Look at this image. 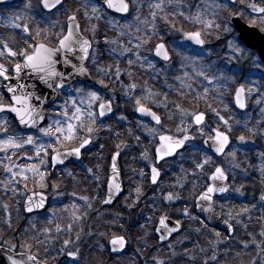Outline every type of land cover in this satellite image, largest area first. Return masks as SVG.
I'll return each mask as SVG.
<instances>
[{
    "label": "snow or ice",
    "instance_id": "obj_1",
    "mask_svg": "<svg viewBox=\"0 0 264 264\" xmlns=\"http://www.w3.org/2000/svg\"><path fill=\"white\" fill-rule=\"evenodd\" d=\"M6 3L7 0H0V4ZM182 3L183 0H102L101 4L97 0H83V7L87 18L97 20L103 18L119 32L121 37L127 38V43H123L119 39L105 36L107 51L113 58L126 59L129 67L137 65L156 75L165 72L166 68L176 69L179 65V71L171 72V76L179 81V86L168 84L169 89L176 88V93L183 95L181 89L191 91V82L200 79L205 85L204 92L197 93V96H206L209 92L215 91V98L224 103L223 97L228 83L234 82L236 77L230 74V69L225 68H216V71L210 74L215 62L205 64L204 56L194 54L185 47L196 46L204 50L206 55H211L205 47L203 31L199 28L192 30L177 28L168 20L167 10L175 6L172 13L174 16L184 17L193 25H203L205 29L213 27L218 29L220 24L215 23L214 19H207L205 11L199 7L194 13L189 9L188 15L185 16V12L181 10ZM145 6L149 9L150 19L142 18L141 10ZM205 6L213 17L217 15V10L231 9H235L231 11V16L246 18L245 14H247V17H250L247 25L242 28L231 22L226 23L224 31L230 34V38L226 41V47L231 54L229 62L233 58L239 60L250 57L254 68H264V27L257 29L256 26L257 21L264 25V0H228L227 3L205 0ZM38 8L39 18L32 14L31 0H27L22 10L23 15L14 14L6 20L0 19V26L11 28L13 36L23 42L12 47L4 37L0 36V58L7 61L0 63V168H3L5 173V178L0 180V186L5 192L10 190L16 194L19 191L15 187L20 183L17 177L24 181L29 179L37 181L38 178L41 189L49 187L45 181L52 166H63V170L71 176L73 173L68 163L71 160H82L101 130H107L109 133L113 131L112 125L107 122L109 119L115 116L118 122L128 120L123 112L118 111L116 90L109 89V84L114 82L124 89L125 102L133 106L134 112L154 121V124L136 121L141 130L147 133V137L151 138L153 144L151 155L147 150L142 154L150 164L149 175L153 185L158 184L161 175V168L158 166L160 162L167 164L171 158L179 156L183 161H191L192 168L181 167L185 177L178 176L173 187L178 185L183 189L188 174L196 177L197 180L200 176H205L204 187L197 197L196 206L203 213L208 214L207 220H214L218 215L215 211L214 199L217 193L224 195L235 191L243 194V186L232 188L226 169L216 164L214 159V157H232L235 160L237 156L238 149L232 147L233 117H226L219 110L213 109L217 119L215 124H211L207 121L204 112L189 111L180 104L172 102L173 107L180 114V123L175 132L165 131V124L158 110L161 107L167 109L170 102L167 94H163V99L159 100L157 97L162 94L154 92L147 86L137 94L140 86L132 79L134 75L132 71L121 69L120 59L116 60L115 65L102 66L97 59L99 49L95 45L99 42L95 39V26L91 29L92 39H89L83 35L75 14H69L67 21L60 25L58 16L69 11L65 6V0H40ZM105 9L120 14L119 18L109 16ZM157 20H163L169 25V30L179 33V40L176 42L166 40L168 30L162 34ZM32 21H35V30L29 26ZM41 24L46 27L41 28ZM57 25H60V31L53 34L52 30ZM142 32L143 35H139ZM257 37L260 38L259 47L256 43ZM153 38H156L157 42L152 48H146ZM46 40L48 42H45ZM144 52L148 55H143ZM174 55L179 59H174ZM158 64L161 67L158 68ZM91 72L98 74L95 83L100 85L99 89L87 84ZM122 75H126L130 82L125 83L121 79ZM33 79L45 85L54 98H62L63 102L57 104L55 99L50 100L38 91L36 84L27 82ZM164 79L165 82L168 81V73H165ZM222 89L225 91H221ZM104 90L110 91L111 94ZM253 92L259 93L260 99L256 103L262 104L264 91H260L259 88H246L244 83L236 88L231 103L239 109H246V97ZM153 106L157 110H153ZM225 110L230 111L227 103ZM261 112L264 114V107L261 108ZM171 118L172 115L169 114V119ZM243 128L252 136L256 135L257 130L248 128L247 121L244 122ZM128 131H131V128ZM116 135L119 136V133ZM135 138L140 140L139 136ZM236 139L241 144L248 142V138L243 134ZM120 148L121 145H117L118 150L113 154L105 203H111L123 190L119 179L121 173L117 166ZM17 156L27 162H18L14 159ZM260 160V171L264 174V153H260ZM233 166L239 167L238 164ZM86 171L91 173L93 170L88 168ZM141 175L143 176L144 173L141 172ZM196 186V182H193V188ZM51 187L58 195L59 189L55 185ZM24 188L27 189V183L24 184ZM31 191L33 194L27 196L25 200L26 210L29 213L35 209L45 208L47 202L44 191L39 194L34 190ZM135 191L138 200L141 194L140 187ZM71 196L88 201V197L77 196L76 192H72ZM163 199L173 202L180 200L181 197L178 192L169 190ZM260 200L264 201V195H261ZM8 207L7 204L3 205L5 211ZM69 207L73 211L78 209L75 203ZM220 208L223 211L224 206L220 205ZM64 210H67V207ZM246 211L247 208L241 209V212ZM225 214L228 219L223 222L231 228L229 220L234 218L232 212L229 210ZM182 215L198 220L204 228L208 227L207 223L199 220V217H193L188 208L183 209ZM169 219L167 213L162 214L158 219L156 231L161 233L159 237L161 241L168 240L173 233L180 231L181 221L177 219L173 225H170ZM219 235L220 233L216 232V236ZM261 235L264 236V232ZM68 243L70 242L65 241V244ZM110 243L113 251H123L127 241L124 236H114ZM12 251L15 249L12 248ZM68 254L77 257L75 251H69ZM8 261L9 264H40L37 256L30 251L21 252L18 257L10 255ZM157 264H164V261L158 260Z\"/></svg>",
    "mask_w": 264,
    "mask_h": 264
},
{
    "label": "rangeland",
    "instance_id": "obj_2",
    "mask_svg": "<svg viewBox=\"0 0 264 264\" xmlns=\"http://www.w3.org/2000/svg\"><path fill=\"white\" fill-rule=\"evenodd\" d=\"M201 1H204L201 4ZM196 6L193 4L194 0H183V3L181 5V10L185 12V16L188 15V10L191 9V11L194 13L196 9L199 7L200 9L204 10L206 13V18L207 19H214L216 21V18L221 19L223 16L225 10H217V15L215 17L212 16L211 11L208 10L205 6V0H201ZM175 6L169 7V11H173V8ZM147 9V13L145 17L149 16V9L147 6H145ZM33 9V7H32ZM232 11L234 9H231ZM230 10V11H231ZM33 11V10H32ZM230 13V12H229ZM34 14V12H32ZM171 18H174L172 16ZM184 18V17H183ZM229 14L227 16L226 23L228 22ZM58 19L60 21V16H58ZM83 21H84V27L87 32H89V35L92 36L91 29L93 26H95V39H97V30L96 26L98 24L95 23V18L89 19L85 15L83 16ZM185 19V18H184ZM107 22V21H106ZM36 27V24L33 25ZM57 25L56 27H58ZM202 30H207L203 26L200 27ZM134 31V30H133ZM55 33V32H54ZM207 34L208 32H204ZM225 34H229L225 32ZM168 36H171L170 41L176 42L180 38V34L174 31H169ZM113 39H119L123 43H127V38L126 37H121L119 35V32L117 31L116 34L114 35ZM123 39H126V41H123ZM223 41H216L210 38L211 43L213 44L212 52H210V49H207L208 52L211 53V55H206L204 51H202L200 56H204V63L205 64H211L215 62L214 67L210 70V74L214 73L216 71V68H225L227 69L228 66V61H225L224 55L226 52L228 53V49L226 47V41L228 38H225V36L222 37ZM209 41V42H210ZM99 44V43H98ZM97 44V45H98ZM97 45L95 47H97ZM187 46V45H186ZM98 48V47H97ZM189 50V49H188ZM192 52V50H189ZM223 55V56H222ZM97 59L99 61L102 60L101 57H99V54L97 55ZM120 59V67L122 70H128L130 71L129 65L126 63V59L123 58H112L111 60L114 62L106 61L103 59L105 63H108L110 65H115L116 60ZM178 60L179 57H176ZM250 59H248V71H251L253 73L260 72L259 69L254 68L252 65H250ZM137 66V65H136ZM138 67V66H137ZM191 71V69H188ZM234 71L230 69V74L234 75ZM97 76L98 74L94 72ZM252 75V74H251ZM256 79V77H251L248 76L247 79L245 80V84H247V87H253V88H258L260 81L256 82L253 79ZM170 79V78H169ZM168 79L167 82H165V79L163 77V82L162 85L169 91L168 84H170V80ZM126 83L129 82L128 79L124 80ZM137 82V84L140 86L139 88H144L146 87V84L144 81ZM192 89L191 91L196 95L198 98V101L204 102L205 104L208 105V107L211 106L210 102L213 99H216V92L212 91L209 92L206 96H197V93L203 94L204 92V83L201 82L200 79H194L192 82ZM234 82H229L228 87H230ZM258 83V84H256ZM99 89V85L96 84ZM261 85V84H260ZM211 87V86H209ZM173 91L175 90L172 88ZM124 91V89H123ZM225 91V90H221ZM227 91H225V95ZM256 92H253L254 94ZM108 94H111L110 91H108ZM251 94V95H252ZM117 99V96H116ZM124 99H126L124 97ZM260 99V96H257V100ZM224 103H221L220 100L216 99V105H222L224 106L227 101L225 99V96L223 97ZM256 100V101H257ZM125 101V100H124ZM256 101L253 103L252 109L255 110L257 109L258 113H260V117H262V112L261 108L264 107V102L262 104H257ZM63 100L62 98H59V100L56 102L57 104L62 103ZM118 103V102H117ZM119 104V112L123 111V105L120 103ZM125 108V107H124ZM163 108V107H161ZM190 111V110H189ZM233 113V112H232ZM238 114V113H237ZM252 113L248 114H242L240 115V119H253L252 118ZM214 115V114H213ZM214 121H216V116L214 115L213 117ZM112 125L113 131L109 133L107 130H105L104 134V139L100 144L103 146L104 142L106 141L107 136L112 135L115 133L117 130H125L127 132L130 127L129 121H117L116 117H113L107 121ZM138 125V124H137ZM139 126V125H138ZM140 128V127H139ZM141 129V128H140ZM99 133L97 134V136ZM110 138V137H109ZM111 141H113L112 137L110 138ZM151 139V138H150ZM97 141V139L95 140ZM95 141L93 145L86 151V154L90 155H103L102 151L100 150V145H99V152H97V145L98 142L95 144ZM199 143V142H198ZM245 145H243L244 147ZM238 149L237 153L241 150L242 145H240L237 142L235 143L234 146ZM121 155H130V149L128 148V143L124 147H121L119 149ZM105 152V151H104ZM143 154L144 150L141 149ZM149 152V151H148ZM151 155V154H150ZM98 157V156H95ZM15 160L18 162H27L22 160L20 156L14 157ZM241 159L242 155H237L235 160L232 159V157H227V158H221L217 160L215 163L222 165L226 169V171L231 175L232 177V182L236 187H239L237 185V180L240 178H246L250 172H246V170L241 169ZM183 161V160H181ZM95 162V169H92L93 171L91 173L87 172L86 169H88L86 164L79 166L77 170H72V175L69 176L66 171H59L58 169H55V172L52 174L50 169H49V174L46 177L45 183L49 185V187H46L45 189H41L38 183V178L37 181H33L32 179H29L28 181H24L22 178L17 177L16 179L20 181L18 185H15V187L18 188V192L16 194H13L12 191H7L3 189L2 186H0V229L3 231L7 229H11V235L4 232L8 236H15L21 241L24 240L25 238H29L28 236L31 237H37L42 244L49 243L47 247H49V251L53 252V257L58 259V261L62 262L64 261L67 263L68 261L74 262V263H79L81 259L88 260L90 264H99L98 261H100V256L104 259L103 253L108 252V243L110 241V237L107 238L106 233L104 228L102 227L107 226V224H116L118 223L116 220L112 221L111 215L104 214L103 216L99 217V230H98V216L96 215V206L95 205V200L97 199V196L99 194L98 189H99V182L102 181V175L99 174V172L103 171V167H100L98 169L99 161L98 159L94 160ZM187 163H191V161H184ZM247 167L250 169L251 173L254 175H260V155H248L247 158ZM238 164L239 167H234L233 165ZM181 167L180 163L176 164V162H173L171 165H168L167 167V180L174 183L176 185V179L177 177L184 178L185 174L181 172ZM57 168V167H56ZM86 168V169H83ZM184 169L187 167H183ZM189 169V168H187ZM177 170V171H176ZM175 171V172H174ZM83 172V173H81ZM170 172V174H169ZM174 172V174L172 173ZM5 178V173L3 168H0V180H3ZM193 182H196V187L193 188ZM27 183V189L24 188V184ZM205 183V176H200L199 179L197 180L196 177L192 176L191 174H188L186 176V181H185V186L183 189L179 188V186H175L176 189L178 190L177 192L180 194L181 199L176 200L173 202H168L166 201L167 204H176L178 202H181L182 204H179L177 208H172L176 216L178 218L187 223L188 228L183 232L184 235L181 234L182 237L176 239L175 241H172L171 243L167 245L160 246L158 244V239L156 236H154V240L152 239L153 235L155 234V228L156 224L158 221V218L162 215H150L147 214V216L143 215L141 213V216L134 217L132 216H124V218L121 220V223L118 227L120 232L122 233V236H125L127 239V250L125 249L124 252L121 254H118L116 256H119L116 260H119V264H143L144 262L147 261V259L142 258L140 256V252H136L137 250H142L143 252H146V256L154 257L155 262L158 260L164 261V264L170 263L173 264L174 259L171 258H176L180 255L184 256H189V257H184L186 258L185 260H199L201 258H198V256H192L189 249L196 244L204 245L203 243L199 242V238H202L206 242L205 249L202 251H209L210 245L213 250V255L211 257V260H207L209 264H256L257 260L256 257L254 258H247V261L245 258L241 259V250H235L234 248L241 247L245 250L247 248H251L254 250L255 253L259 254L258 260L260 264H264V236H261L260 239H250L248 241H245L244 243L241 241L240 236L237 234L233 238H224L221 236H216V233H211V232H206V235H203V229L201 223L196 220V219H189L185 216L182 215V211L184 208H188L190 213L192 211V204L190 200L193 199L194 193L197 192L198 190L202 189ZM51 185H55L59 189V194L57 195ZM199 188V189H198ZM31 190H34L35 192H41L44 191L47 193L49 197V206L48 208L41 213H31L27 214L23 210L24 208V203L26 197L33 193ZM72 192H76L77 196H86L88 197V201L85 202L84 200L77 199L75 197L71 196ZM233 196L238 197L240 193H237L235 191L232 192ZM196 194V193H195ZM227 198V197H226ZM226 198L223 200V202L220 203V201H216V208L220 210V212L223 214V216H227L225 213L231 209L228 208L229 204L226 200ZM77 204L78 209L76 211H73L71 207H69L71 204ZM7 204L8 210L5 211L3 208V205ZM90 205V206H89ZM220 205H223V211L220 208ZM67 207V210H64ZM53 210H55V215H53ZM157 211V209H156ZM159 211V209H158ZM10 212V216H9ZM232 212V210H231ZM101 213V212H100ZM164 214V212H163ZM191 215L193 217H197L196 215L194 216L192 213ZM232 216L234 217L233 219L229 220L232 222L235 226L238 228H241V221L242 216L241 215H235L232 212ZM78 217V218H77ZM252 216L248 217L247 219H250ZM228 218V216H227ZM200 220V219H199ZM197 222L200 224L198 225ZM107 223V224H106ZM197 227L194 229H191L192 226L196 225ZM69 225L71 226L69 228ZM243 226V225H242ZM4 227V228H3ZM59 229V230H58ZM199 229V231H197ZM1 230V231H2ZM243 230H245L243 228ZM79 231V232H78ZM59 233L62 234L64 237H59ZM75 237L76 239H68V235ZM210 236L211 239L205 240L206 238L203 236ZM66 238V239H65ZM112 238V237H111ZM52 239L54 240L52 242ZM65 241H69L70 243L65 244ZM82 242H83V247H82ZM155 242V245L153 244ZM242 243V244H241ZM192 244V246L190 245ZM8 243L4 238L0 235V246H5L7 248H14L16 252H27L25 251L24 248L21 246H17ZM21 245V244H20ZM142 245V246H141ZM186 246V247H185ZM189 248V249H188ZM28 249V247L26 248ZM240 249V248H239ZM103 250V251H102ZM106 250V251H105ZM69 251H75L77 253L76 259L71 258V256L68 254ZM99 251V253H98ZM141 251V252H142ZM163 253L164 256L170 257L168 258H161V254ZM37 256H39L38 253H34ZM208 254V253H207ZM99 255V256H98ZM231 255V256H230ZM144 256V255H143ZM145 256V257H146ZM230 256V257H229ZM215 257V259H213ZM39 258H41L39 256ZM47 257L44 258V261H47ZM99 259V260H98ZM102 259V260H103ZM142 259V260H141ZM164 259V260H163ZM63 263V262H62ZM63 263V264H65ZM52 264V263H50ZM67 264H70L69 262Z\"/></svg>",
    "mask_w": 264,
    "mask_h": 264
},
{
    "label": "flooded vegetation",
    "instance_id": "obj_3",
    "mask_svg": "<svg viewBox=\"0 0 264 264\" xmlns=\"http://www.w3.org/2000/svg\"><path fill=\"white\" fill-rule=\"evenodd\" d=\"M194 1H197V0H194ZM26 2H27V0H7L6 4H0V19L6 20L11 15H14V14L23 15L22 10H23L24 4ZM39 2H40V0H31V4L33 7L32 10L34 11L33 15H36L37 18H39V8H38ZM97 2L102 4V0H97ZM65 6L69 11L66 14L59 15L60 16V25L64 24L67 21L69 14H75L77 16V19H78L80 26H81V30L84 33V35L87 38L92 39V36L89 35V32H87L85 30L84 21L82 19L84 16V12H85V9L83 7V0H65ZM240 7H243V6H240ZM133 8H134V6H133ZM105 11L108 13L109 16H116L117 18H119V16H120V15L117 16V15L112 14L111 12H109L108 9H105ZM231 11L230 10L227 11L228 12L227 14H229L228 21L232 17L230 14ZM233 11H235V9ZM141 12H142V18L147 16L146 13L148 11L145 7L141 10ZM168 13H169L168 20L171 21L172 23H174L177 28L187 27L188 30H192L194 28L200 29V27H201L200 25H193L189 20H186L181 16H178V15L174 16L172 14L173 12H168ZM245 15H246V18H241V20L243 22H245V24H247L250 17H247V14H245ZM172 16H174V18H171ZM95 23L98 24V26H96V29H98L97 30V39L99 42V44L97 45V47L99 49L98 54H99V57L102 58V60L99 59V62L101 63L102 66L106 67L110 64L105 63L103 61V59H105L106 61H110L112 63H114V62L111 60L113 57L107 51V46L105 45V42H104L105 36L113 39L117 30L113 29L106 22V20L103 18H101L100 20L95 19L94 25H95ZM34 24H35V21H32V22H30V25H29L31 28H33V30H35V27L33 26ZM60 25L52 30L53 34L60 31ZM157 25H158V28L160 29V31L162 32V34L165 30H168V32L171 31V30H169V25L167 23H165L163 20H157ZM225 26H224V28H225ZM256 26H257V29H259L260 27H264V25H261L259 21L256 22ZM40 27L44 28V27H46V25L41 24ZM214 28L215 27H213L211 29H207V30H202L203 33L208 32L207 34L204 33V38L206 40L205 47H206V49H210L209 50L210 52H212V50L214 49V48H212L213 44H210L211 43V41H210L211 33L214 31ZM139 35H143V32L140 33ZM0 36L4 37L7 40V42L9 43V45L12 47H15L17 45H21L23 43L22 41L19 40L18 37L13 36V30L9 27L0 26ZM223 36H225V38H228V39L230 38V34H228V35L225 34V31L223 33ZM40 38H43V37H40ZM165 39L170 40L171 36L167 35L165 37ZM123 41H126V39H123ZM45 42H48V41L46 40ZM156 42H157L156 38H153L150 41V43L146 45V48H152ZM53 43H54V39H53ZM185 47H187L189 50H192V52L194 54H197V55H201L200 53L202 51H204L202 49L195 48L192 45H187ZM142 54L148 55L147 52H144ZM230 56H231L230 52H228V53L226 52V54L223 56L225 61H228L227 69L233 70L234 71L233 73L235 74V77H236L234 83L230 87H227V92H226L227 94L224 95L230 111L225 110V105L224 106H222V105L216 106V104H214V105L221 112V114L225 115L226 117H228V116L233 117V120H232V123H233L232 138H233L234 143L232 146H234L235 143L237 142L236 137H238L239 135L243 134L248 138V142L245 144H241L238 141V143L240 145H242V148L237 153V155H242V159H241V163H240L241 169L246 170V172H250V174L246 178H240L239 180H237V185L239 187L243 186L242 187V192H243L242 195L240 194L238 197H235V196H233V193H232L233 191H230V193L226 194V196H224L223 198H216L215 200L220 201V203H221L227 197L225 201L230 203L228 208L231 209L235 215H241L242 216L243 220L241 221V228H238L237 226H235L230 221H229V223L233 227L234 237L238 234L240 236L239 239H241V241L244 243L245 241H248L250 239H256V240L260 239L262 236L261 233L264 232L261 229L259 230V228H256L255 230H251V231L248 229L251 227V226H249L250 224L255 227V225L257 224L255 221L257 219H262L261 217L264 213V201L260 200L261 195H264V183H263L264 174L261 173L260 175H257V176L254 175L253 173H251L250 169H248L247 163H246L248 155H260V153H264V134H262V130H264V115H262V117L259 118L260 113H258L257 109H255V110L252 109L253 103L257 100V96H260L259 93H257V92L252 94V95H248L246 97L247 108L244 110H239L231 102L233 100V96H234L236 88L241 83H244L248 76L256 77V79L254 78L253 80L256 82L260 81V83H259L260 87H258V88L260 89V91H264V87H262V85H264V68L259 69L260 72L253 73L251 71H248V63H249L248 59L250 57H245V58L239 59V60L233 58V59H231V62H229ZM174 59H176L175 55H174ZM0 63H7V61L4 60L3 58H0ZM250 65H252L251 59H250ZM157 67L159 68V67H161V65L158 64ZM129 69H130V71L133 72L134 75H133L132 79L136 83L139 82L140 84H142L141 82L144 81V83L146 84L147 87L152 88V90L154 92H159L162 94V95L158 96L157 99L162 100L163 94L168 95V99L170 102L168 104L167 109L160 108L158 110V114L161 116V119L165 124V131L171 130L172 132H175L177 125L180 123V114L173 107L172 102L178 103L183 108L190 110V111H202L201 107H203V102L198 101V98L196 97V95H194V93L188 92V90L181 89V92H183L184 94L178 95L176 93V88H174L175 89L174 91H173V89H170L169 91H167V89L162 85L163 77L165 76V73H168L169 78L171 79V80L169 79L170 84H173L175 86H179V81H176L171 76V72L179 71V65L176 66V69L166 68L165 72H162L159 75H156L154 72H147L146 70L141 69V68L137 67L136 65L131 66ZM90 71H91V69H90ZM91 73L93 74L94 72H91ZM97 77L98 76L96 75L95 79H97ZM121 79L126 80L127 79L126 75H122ZM129 82H127V83H129ZM256 84H258V83H256ZM244 85L247 88V84L244 83ZM99 88H100V85H99ZM113 88L116 90L117 102L120 103V105L121 104L123 105V111L122 112L128 117V121H129V124L131 127V131L127 132L124 130V132L121 133L122 135L119 136V138H121L120 140L114 139L113 141H105L104 145L102 146L100 144V142H102V140L104 139L103 133L105 132V130H101L99 132V135H98L99 142H98V144H96V142H95V144L97 145V152H99V145H100L101 146L100 150L104 154L103 155H95V156H98V157H95L93 155L85 153L84 158L82 160H80L78 162L77 161H70L68 163V167L70 169L74 170V172H75V170L78 169L79 166L84 165V163L86 164L85 166H87L88 168H92V169L96 170V168H95L96 166H95V162H94V160H96V159H98V161H99L98 169L100 167H103V171L99 172V174L102 175V181L99 182V189H98L99 194L97 196V199L94 201L95 202L94 206H96V208H97L96 215L98 216V230H99V217L103 216L104 214L111 215V217H112L111 220L112 221L116 220L118 222L114 225L106 223L107 226L102 227V229L104 228V230H105L107 238L110 237V240L114 236H122V233L120 232L118 227H119V223L121 222V220L124 218L125 215H126V217L132 216V215L134 217H137L139 215L141 216V213L142 214L144 213L143 215H145V216H147V214H150V215L152 214L154 216H157L160 213L163 214V212L169 214L173 211L172 208H177V206L179 204H182L181 202H178L176 204H174V203L173 204H167L166 200L163 199V196L166 195L169 190H172L174 193L178 191L176 189V187H173L174 183L171 182L172 179L170 181L167 180V176H168L167 167H168V165H171L173 162H176V164L180 163V166L182 165L183 167H187L189 169L192 168V163H190V162L187 163V162L181 161L179 156H177L175 158H171L167 164L160 162V164L158 166L161 168V175L158 179V184L153 185L151 183V179H150V175H149L150 164L148 161H146L143 158V155L141 154L142 152H140V151H141V149H143L144 151L145 150L149 151L148 152L149 155L152 154L153 144L151 142L150 137H147V133L143 132L139 128L136 121H143V122L149 123V124H154V121H151V119H149V118H141L138 115V113L134 112L133 106L130 103H126L124 101L125 99L123 97V89L120 88V86L118 84H116L114 82L110 83L109 89H113ZM104 91H108V90H104ZM140 91H141V88H138L137 94H139ZM167 92H170V93H167ZM208 109H209V107H208ZM153 110H157L155 108V106H153ZM118 111H120V110H118ZM202 112H204L206 114V118H207V121L209 123L215 124L216 121H214V119H213V117L215 115L213 112V109L210 108L209 112H207V111H202ZM252 112H253V114L251 116L253 119H250V120L249 119H240L241 113L246 115V114H248V113L250 114ZM169 114L172 115L171 119H169ZM237 121H239L240 123H236ZM245 121H247V127L248 128H255L257 130L256 135L252 136L249 132L244 130L243 124ZM136 136L140 137L139 141L135 138ZM126 143H128V148L130 149V155H121V153H120V157L118 159V166H119L120 173H121L120 180L122 183V189L123 190L120 193V195L116 196V200L114 201L112 206H105L104 202H105L107 195H108L107 186H108V180H109V175H110V167H111V163L113 160V154L115 151L118 150L117 145H121V147H124L126 145ZM243 145H245V146L243 147ZM219 159H221V157L217 158V160H219ZM220 166H222V165H220ZM187 168H185V169H187ZM55 169H58L59 171H64L63 166L55 168ZM55 169L52 170V167L50 168V171L52 174L55 172ZM83 169H86V168H83ZM141 172L144 173L143 176L141 175ZM174 172H172V173L174 174ZM81 173H83V172H81ZM169 174H170V172H169ZM228 175H229V182L231 183L232 188H235V185L232 182L231 175L229 173H228ZM205 179H206V177H205ZM161 181L163 183H160ZM137 187H140V189H141V194H140L138 200L136 199L137 194L135 191V189ZM202 190H203V188L198 190L197 192H195L196 194L194 193L193 199L190 200L191 202H193L192 207L195 208L197 197L199 196V194ZM157 208L158 209L160 208L159 212L154 210ZM167 208H171V212L169 210H166ZM242 208H247L248 211L241 212ZM218 211L220 212L219 209H218ZM223 214H224V212H223ZM255 215L260 216V217L254 218ZM250 216H252V217L250 219H247ZM223 217L225 218V220L228 219L227 216H223ZM183 227L185 229L184 223H183ZM243 228L245 230H243ZM223 234L227 235L225 232H223ZM71 238L75 240L76 236L73 237L70 234V235H68L67 240L71 239ZM82 247H83V242H82ZM108 249H109V253L108 252L103 253L104 259L100 256L101 260L98 261V263L99 264H119L118 263L119 260H116L119 256H115V255L111 254L110 248H109V243H108ZM246 250H247V253L249 255H251L250 258H254V256H255L256 260H257L256 264H260L259 260H258L259 254L255 253L254 250L251 248H247ZM98 253H99V251H98ZM47 258L48 259L46 262L49 264L50 263H52V264H63V263H65L64 261H62L63 263L58 261V259H56L54 257H52V258L47 257ZM73 259H76V258H73ZM71 261H73V260H71ZM71 261H68V262L70 264H90V262L88 260H84V259H81V261L79 263H74ZM67 263H65V264H67Z\"/></svg>",
    "mask_w": 264,
    "mask_h": 264
},
{
    "label": "trees",
    "instance_id": "obj_4",
    "mask_svg": "<svg viewBox=\"0 0 264 264\" xmlns=\"http://www.w3.org/2000/svg\"><path fill=\"white\" fill-rule=\"evenodd\" d=\"M219 2H224L223 0H219ZM226 16L225 15H223L222 17H221V19H217L216 18V21H215V23H218V24H220V28H215V30H214V33L212 34L211 33V35H212V37L214 38L213 40H218V39H220L221 37H222V35H223V28H224V22L226 21V18H225ZM186 24V23H185ZM184 24V25H185ZM185 28V30H188V28L187 27H184ZM216 102V100L215 99H213L211 102H210V104H211V106L209 107V109L211 108V109H216V110H218L217 109V105L215 106L214 104H216L215 103ZM209 109H208V105L207 104H205L204 102H203V107H201V110L202 111H207V112H209ZM121 131H122V129L121 130H117V131H115V133H113L112 135H109V136H107V138H106V141H111V137H112V139L114 140V139H117V140H120V138H119V136L121 135ZM116 133H119V136H117L116 135ZM110 137V138H109ZM31 153H29V155H30ZM263 183H264V181H263ZM154 210H156V209H154ZM166 210H169L170 212H171V208H167ZM172 212H174V211H172ZM169 213V216H171V217H173V218H178V216H176L175 214H173V213ZM191 213L195 216V211H194V207L192 208V211H191ZM260 216H257V215H255L254 216V218H259ZM262 219H257L255 222L257 223L256 225H255V227L254 226H252L251 224L249 225V226H251L250 228H248L250 231L251 230H255L256 228H259V230L261 229L262 231H264V213H263V215H262V217H261ZM197 224L199 225L200 223L199 222H197ZM197 224L196 225H194V226H192L191 227V229H194V227L196 228L197 227ZM184 225H185V229L184 230H186L187 228H188V226H187V223L186 222H184ZM4 228V227H3ZM7 229H5L4 231L2 230V229H0V235L4 238V240H6L8 243H10V244H13V245H16V244H18L17 246H21V247H24V248H26V247H30L29 249H31V251H33V250H35V251H37L38 252V254L41 256V257H44V258H46V257H49V258H52L53 256V253L51 252V251H49V247H47V245H45V244H42V242H40V240H38V239H30V238H25L24 240H20V239H18L17 237H15V236H8V235H6L4 232H6V233H8V234H10L11 235V229H9L8 227H6ZM2 230V231H1ZM212 230H210V229H207V228H204L203 229V235H206V232H211ZM213 232V231H212ZM182 235H184V233L182 234ZM180 237H182V236H179V237H177V238H175L173 241H175L176 239H178V238H180ZM203 237H205L206 239L205 240H207L208 241V239H210V236L208 235V236H203ZM153 240L155 239L154 238V235H153V238H152ZM199 242H201V243H203L204 245H200V243L199 244H196L195 246H194V244H193V246H192V244H190L192 247L189 249V251H190V253H191V255L192 256H198V258H201V259H199V260H193V261H191V260H185L186 258H184V257H189V256H184V255H180V256H178V257H176V258H171V259H174V261H173V264H209V262H207V260H211V257H212V255H213V250H212V248H211V245H210V249H209V251H204V252H202L204 249H205V245H206V242L204 241V240H202V238H199V240H198ZM21 244V245H20ZM154 245H155V242L153 243ZM186 247V246H185ZM141 250V249H140ZM143 250V249H142ZM141 250V251H142ZM236 250H238V248H236ZM242 251V250H241ZM208 253V254H207ZM144 255V256H143ZM146 255H148V254H146V252H140V256H139V258L140 257H142V258H145V259H147V261L146 262H144L143 264H157V262H155V260H154V257H151L150 258V256L151 255H149V256H146ZM162 256H161V258H170V257H168L167 255L166 256H164L163 255V253L161 254ZM146 256V257H145ZM231 256V255H230ZM229 256V257H230ZM240 258L242 259H244L245 258V260L247 261V255L245 254V252H241V255H240ZM142 260V259H141ZM164 260V259H163ZM140 264V263H139ZM167 264H170V263H167ZM211 264V263H210Z\"/></svg>",
    "mask_w": 264,
    "mask_h": 264
},
{
    "label": "water",
    "instance_id": "obj_5",
    "mask_svg": "<svg viewBox=\"0 0 264 264\" xmlns=\"http://www.w3.org/2000/svg\"><path fill=\"white\" fill-rule=\"evenodd\" d=\"M112 14H114V15H117V16H119L120 14H118V13H114V12H112V10H110V9H108ZM230 22L231 23H233V24H235V25H237V27H244V26H246V24L244 23V22H242V20L239 18V17H232L231 19H230ZM256 43H257V46L259 47V44H260V38L259 37H257V40H256ZM199 48V47H198ZM27 79V78H26ZM27 82L29 83V84H36L37 86H38V91H40L43 95H45V96H47L50 100L51 99H56V98H54V96H53V94L51 93V91L49 90V89H47V87L45 86V85H43V84H41L38 80H27ZM87 84L88 85H93L94 84V82H93V80L91 79V77L87 80ZM51 105H49V107H50ZM241 110H243V109H241ZM138 115L140 116V114L138 113ZM141 117V116H140ZM141 118H149V117H141ZM150 119V118H149ZM76 161H79V160H76ZM117 166H118V160H117ZM54 167H56V166H54ZM118 168H119V166H118ZM110 175H111V168H110ZM119 179H120V177H119ZM121 181V180H120ZM33 194V193H32ZM32 194H30L29 196H31ZM37 194H39V193H37ZM225 195V194H224ZM224 195H221V194H219V193H217L216 194V196L214 197V199L216 198V197H221V196H224ZM108 196V195H107ZM107 199V198H106ZM116 200V197H114L113 198V201L111 202V203H105L104 202V205L105 206H112V204L114 203V201ZM106 201V200H105ZM47 205H48V198H47V202H46V205H45V208H43V209H35L33 212H31V213H34V212H41V211H43V210H45L46 208H47ZM24 209H25V212L27 213V214H31V213H29L27 210H26V206H25V204H24ZM196 211H197V213L199 214V216L205 221V222H207L209 225H211V226H214V227H217V228H220V229H223V230H225L230 236H232L233 235V227H231V228H228L227 227V225H225L224 224V219L218 214L217 215V217H216V219H214V220H207L206 218H207V213H203L202 211H201V209L199 208V207H197L196 206ZM215 211L217 212V210L215 209ZM218 213V212H217ZM169 224L170 225H173L174 223H175V220H171V219H169ZM157 227H158V225H157ZM157 227H156V229H157ZM182 228H183V226H182V224L180 225V231H178V232H176V233H173L172 234V236L168 239V240H164V241H161L160 239H159V237H160V235H161V233L160 232H158V231H156V235H157V237H158V240H159V244H161V245H163V244H165V243H167L173 236H175L176 234H178L179 232H181L182 231ZM110 248H111V252L113 253V254H120V253H122L124 250H125V248H126V246L124 247V249H123V251H113V246H112V244L110 243ZM10 255H12V256H19V254H16V253H14L13 251H11V250H8V249H6V248H2V247H0V264H9V261H8V257L10 256ZM40 264H44V263H42V262H40Z\"/></svg>",
    "mask_w": 264,
    "mask_h": 264
}]
</instances>
